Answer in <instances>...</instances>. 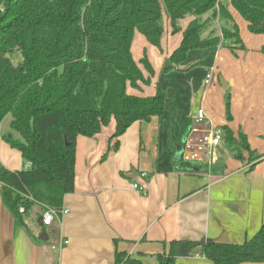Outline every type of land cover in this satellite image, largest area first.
Listing matches in <instances>:
<instances>
[{"label": "trees", "instance_id": "16d2710c", "mask_svg": "<svg viewBox=\"0 0 264 264\" xmlns=\"http://www.w3.org/2000/svg\"><path fill=\"white\" fill-rule=\"evenodd\" d=\"M234 12L251 33L264 34V0H0V140L2 122L11 114V132L19 136L3 138L31 164L12 170L0 161L3 204L20 221L37 206L60 210L75 189L79 136L95 137L114 119L111 139L118 147L135 122L163 116L167 91L147 50L135 57L137 33L159 49L166 32L182 33L167 72L191 50H246ZM152 85L155 92L146 94ZM227 116L232 119L230 101ZM178 121L186 136L192 117ZM220 127L237 159L251 164L262 157L242 129ZM199 246L208 264L264 263V224L243 243L172 241L159 262L177 264ZM127 263L144 264L117 250L115 264Z\"/></svg>", "mask_w": 264, "mask_h": 264}, {"label": "crops", "instance_id": "0c3cea01", "mask_svg": "<svg viewBox=\"0 0 264 264\" xmlns=\"http://www.w3.org/2000/svg\"><path fill=\"white\" fill-rule=\"evenodd\" d=\"M234 15L239 21V15ZM181 39L182 33L169 30L159 49L137 33L133 52L138 60L147 50L158 80L163 69L156 67V61L160 59L162 68L169 64ZM227 49L231 51L220 45L191 50L180 64L186 71L176 84L178 103L173 111L168 113L165 108L161 117L135 122L119 138L118 147L117 139H111L116 129L114 119L95 137L79 136L75 189L63 203L69 212L55 218L47 230V241L41 240L43 228L37 221L44 210L37 206L23 221L18 220L3 204L0 183V264H115L117 250L144 264H160L159 257L169 253L172 241L243 243L251 239L264 224V132L252 141L242 121L232 125L223 119L222 125L235 132L242 129L251 148L262 157L251 164L241 161L222 141L212 158L204 157L211 160L209 165L197 162L191 172L181 166L185 136L181 135L178 117L192 116L203 106L206 92L204 87L193 96L195 105L184 106L180 99L182 83L192 81L199 64L202 69L197 77L201 82L213 65L206 62L212 59V51L220 54ZM232 82L235 84L234 79ZM154 92L153 85L145 91L148 95ZM0 150V161L9 168V149H2L1 141ZM133 170L136 176L129 179L126 175ZM143 172L148 176L142 178ZM135 182L146 186V192L135 189ZM63 239L69 241L65 246ZM208 262L200 246L177 258V264Z\"/></svg>", "mask_w": 264, "mask_h": 264}, {"label": "rangeland", "instance_id": "374dc122", "mask_svg": "<svg viewBox=\"0 0 264 264\" xmlns=\"http://www.w3.org/2000/svg\"><path fill=\"white\" fill-rule=\"evenodd\" d=\"M238 17L242 39L247 49L244 51L239 50L238 53H233L227 49L226 52L221 51L220 54L217 53V50H213L212 59L206 61L207 63L210 61L214 65V70L212 69L213 65L207 68V73L213 70L211 84L207 87L204 83L207 74L201 82L198 81L197 74L202 69V64H199V67L194 69L192 81L190 83H186L187 81L182 83V95L180 99L184 106L191 107L196 104L195 100L192 101L193 96L197 92L200 93L205 87V99L202 105L209 119L212 120V125L216 127L221 126L223 119L232 123V125H238L242 121V124L250 130L251 140L253 141L259 132H264V34L251 33L248 29L247 22L240 18V16ZM214 27H216L215 30L217 33L220 34V24L215 23ZM206 35L204 34V36ZM227 51H229L228 56L226 55ZM155 64L159 70L163 69V72L159 75V81L167 91L166 111L171 113L178 103L176 102L178 91L176 84L182 77V74L185 73L186 68H181V65H178L172 70L165 72L164 68L159 65L160 59ZM221 76L229 82V86L226 89L221 84ZM233 79L235 84H232ZM182 80H186V78ZM229 101L233 118L231 121L227 116V104ZM12 118V115L9 114L2 122V137L0 141L2 143V149L5 146L9 149V156H6V158H9V163H7L10 166L9 169L17 170L23 169V166L27 162L24 161L21 153L11 148L3 138L4 135L10 136L12 134L10 125Z\"/></svg>", "mask_w": 264, "mask_h": 264}, {"label": "built area", "instance_id": "2783aa9c", "mask_svg": "<svg viewBox=\"0 0 264 264\" xmlns=\"http://www.w3.org/2000/svg\"><path fill=\"white\" fill-rule=\"evenodd\" d=\"M212 79L213 70L210 73H207L205 77L204 83L207 87L211 84ZM191 117L192 123L189 132L183 140L181 159L183 162L191 165H194L197 162H203L209 165L211 160H205L204 157H213L217 148L223 141V130L220 126L216 127L215 125H212V120L209 119L203 106L197 107ZM30 166L31 164L28 162L26 168H29ZM147 176L148 174L146 172L141 174L142 178ZM134 188L143 193L147 190L146 186L138 182L134 183ZM25 212V207L20 206V213L24 214ZM68 212L69 210L64 206L60 210L48 207L38 217L39 225H41L40 227L47 232V230L52 227L55 218L67 214ZM68 243L69 241L67 239H63L61 244L65 246Z\"/></svg>", "mask_w": 264, "mask_h": 264}, {"label": "water", "instance_id": "95a60500", "mask_svg": "<svg viewBox=\"0 0 264 264\" xmlns=\"http://www.w3.org/2000/svg\"><path fill=\"white\" fill-rule=\"evenodd\" d=\"M220 81H221V84L223 86L224 89H226L228 86H229V82H227L222 76L220 77ZM233 84V82H232ZM10 138L12 137V135L9 136ZM129 179H134L135 176H136V171L133 170L132 173L130 174H127L126 175ZM41 220V218H40ZM40 238L41 240L43 241H47L48 240V235H47V232L46 230H43L42 233L40 234Z\"/></svg>", "mask_w": 264, "mask_h": 264}]
</instances>
